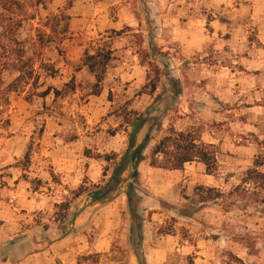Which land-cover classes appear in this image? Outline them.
<instances>
[{"label":"rangeland","instance_id":"obj_1","mask_svg":"<svg viewBox=\"0 0 264 264\" xmlns=\"http://www.w3.org/2000/svg\"><path fill=\"white\" fill-rule=\"evenodd\" d=\"M3 3L11 9L0 7V227L56 224L79 189L91 196L112 186L149 135L137 178L130 166L114 191L92 197L108 205L133 190L125 222L135 234L119 236L112 258L124 262L126 245L139 255L146 228L187 247L188 264H264V184L250 176L264 174V0ZM105 45L117 50L96 99L84 57ZM170 128L212 147L214 170L201 162L152 168ZM55 189L60 204L50 200Z\"/></svg>","mask_w":264,"mask_h":264},{"label":"crops","instance_id":"obj_2","mask_svg":"<svg viewBox=\"0 0 264 264\" xmlns=\"http://www.w3.org/2000/svg\"><path fill=\"white\" fill-rule=\"evenodd\" d=\"M198 23L203 24L201 21ZM108 28L121 30L120 25L114 23ZM115 50L112 49L114 53ZM95 97L97 99L98 96ZM56 174L60 175V172L56 171ZM62 179L71 189L80 187L79 180L75 182L73 175L65 174ZM58 193L55 189L54 197H50L54 204L63 200L61 196L57 201ZM126 196L121 195L114 203L104 205L93 201L92 195L84 194L72 203L63 223L50 225L47 230L40 226L23 231L0 227V264H92L90 260L80 261L91 256L103 258L100 264H188L187 259L192 252L186 250L187 247L176 245L173 239L161 238L155 230L146 228L142 231L143 241L138 245L139 255L134 253L131 245H126L124 250L129 252V256L124 262L118 263L112 258L119 236L126 239L135 234L125 222L127 212H130ZM47 202L45 200L44 204H52ZM142 203L139 213L143 209ZM123 208L124 215L121 213Z\"/></svg>","mask_w":264,"mask_h":264},{"label":"trees","instance_id":"obj_3","mask_svg":"<svg viewBox=\"0 0 264 264\" xmlns=\"http://www.w3.org/2000/svg\"><path fill=\"white\" fill-rule=\"evenodd\" d=\"M14 4L17 2L11 1ZM0 7L3 9L10 10L6 3H3V0H0ZM22 23H18V27ZM24 59L25 53L21 52L17 63H14L13 68L16 73L20 74V77L17 79L20 82L24 76ZM114 60V52L111 48L105 46L94 47L93 49L85 51L84 65L87 67L89 72L95 77V82L92 86V94L94 96H100L102 91V84L106 78V74L110 67L111 62ZM8 91L13 92V84L8 87ZM59 94V93H57ZM150 136L147 135L146 139L141 145L134 144V151L126 155L122 160L119 166L116 168L114 175L111 179L112 186H108L104 189H97L96 192L91 193L93 199L96 201L98 198H102L107 194H110L115 190L116 186L119 185L120 179L125 172L130 168V166L135 170L132 175V178H137L138 170L137 165L142 158L143 151L148 146V141ZM201 162L203 163L208 172L214 170L217 158L215 151L212 147H208L204 144H200L199 141L192 134H187L185 132H179L174 128L168 130L167 135L161 139L154 147L151 154L150 165L154 169L168 170V171H181L185 168L187 164ZM258 167H264V158L258 161ZM250 176L253 181H260L261 184H264V174L260 173L258 170H255L250 173ZM132 188L128 193V198L130 203L133 199ZM86 193L82 188L75 192L74 197L77 199ZM72 203L66 201L60 205L62 213L56 214L55 222H63L69 214ZM50 226H45L44 229L47 230ZM143 264V263H140Z\"/></svg>","mask_w":264,"mask_h":264}]
</instances>
